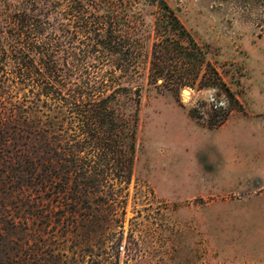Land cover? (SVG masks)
I'll return each mask as SVG.
<instances>
[{
	"label": "trees",
	"instance_id": "trees-1",
	"mask_svg": "<svg viewBox=\"0 0 264 264\" xmlns=\"http://www.w3.org/2000/svg\"><path fill=\"white\" fill-rule=\"evenodd\" d=\"M205 56L165 0H0V264H112L94 258L100 181L133 149L144 85L193 87Z\"/></svg>",
	"mask_w": 264,
	"mask_h": 264
},
{
	"label": "rangeland",
	"instance_id": "rangeland-1",
	"mask_svg": "<svg viewBox=\"0 0 264 264\" xmlns=\"http://www.w3.org/2000/svg\"><path fill=\"white\" fill-rule=\"evenodd\" d=\"M165 1L205 62L194 86L178 93L144 85L128 129L133 149L125 147L115 158L119 168L100 181V216L108 224L99 228L105 248L94 258L264 264V0ZM150 11L157 7L142 14L149 36ZM126 14L134 25L135 11ZM207 63L221 79L217 89L200 86L211 77ZM212 104L223 106L219 116Z\"/></svg>",
	"mask_w": 264,
	"mask_h": 264
}]
</instances>
